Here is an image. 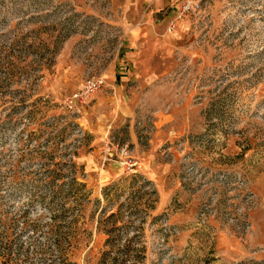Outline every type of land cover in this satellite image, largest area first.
I'll use <instances>...</instances> for the list:
<instances>
[{"label": "rangeland", "instance_id": "374dc122", "mask_svg": "<svg viewBox=\"0 0 264 264\" xmlns=\"http://www.w3.org/2000/svg\"><path fill=\"white\" fill-rule=\"evenodd\" d=\"M182 1L0 0V264H264V0Z\"/></svg>", "mask_w": 264, "mask_h": 264}, {"label": "built area", "instance_id": "2783aa9c", "mask_svg": "<svg viewBox=\"0 0 264 264\" xmlns=\"http://www.w3.org/2000/svg\"><path fill=\"white\" fill-rule=\"evenodd\" d=\"M201 7V2L199 0H183L181 3L182 12H191L199 10ZM106 77L98 74V75H89L85 78L81 89L76 92L72 97L68 98L67 106L69 108H74L77 104V101H81L90 94L91 92L100 89L102 86L106 84ZM121 154L126 157L123 161L129 166H133V169L136 167L137 160L135 157L131 156L128 144H125L121 147Z\"/></svg>", "mask_w": 264, "mask_h": 264}, {"label": "crops", "instance_id": "0c3cea01", "mask_svg": "<svg viewBox=\"0 0 264 264\" xmlns=\"http://www.w3.org/2000/svg\"><path fill=\"white\" fill-rule=\"evenodd\" d=\"M133 54V47H131V52L129 53V55ZM120 74L118 73L117 76H119ZM134 142H136V136L133 137ZM138 154H140L139 149L137 151ZM139 160H137V163L139 164L138 168L139 169H144V170H151L153 167H151L152 164H154V162H152V160H150L148 163L145 162V160L142 161V163L144 162V164H140V162H138Z\"/></svg>", "mask_w": 264, "mask_h": 264}]
</instances>
